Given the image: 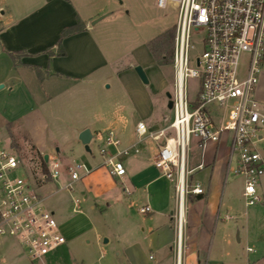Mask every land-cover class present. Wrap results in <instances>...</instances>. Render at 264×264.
Masks as SVG:
<instances>
[{
    "label": "crops",
    "instance_id": "0c3cea01",
    "mask_svg": "<svg viewBox=\"0 0 264 264\" xmlns=\"http://www.w3.org/2000/svg\"><path fill=\"white\" fill-rule=\"evenodd\" d=\"M102 14H105L102 19L92 23ZM108 16L112 18L111 23L118 28H128L129 31L134 28V24L129 19L130 10L122 3L118 4L110 0H0V58L5 61L7 68V73L0 78V81L4 83L3 87L7 85L9 92L14 94L12 100L6 99L4 103L0 104V111L6 119V126L12 139L23 136V140L28 139L43 157L45 154L50 157L51 151H55L57 154L54 156L57 157L60 156L61 147L56 146L54 142L62 141L68 137V134H62L52 128L47 116V109L51 105L55 103V108H59V110L63 108V111L73 116L76 135L89 127L90 120H86V114L91 113L96 116L95 119L101 117V112H99L101 105L97 106L95 103L90 107L86 104L85 96L78 94L84 92L83 90L87 91L88 88H93V85L106 83L123 70L117 66L119 54L115 53L117 45L112 39L114 36L110 41L102 31L106 25L105 22L98 24ZM120 20L123 21L121 25L116 22ZM79 21L83 24L84 29L65 36L62 40L64 54H58L57 43L63 29L75 25ZM138 35L133 33L131 36L130 53L134 55V59L128 67H125L129 71H134L131 72V75L139 84V76L134 68L140 65L146 73L145 28ZM48 48H52L53 54L50 55L47 51ZM19 51L24 54L15 59L11 57V52ZM256 96L264 104V62ZM144 98L141 97L138 101L141 116H146V99L144 100ZM105 121L107 123L102 127L100 133H107L109 129H114L122 141V147H130L131 152L121 156L132 155L129 167L126 168V174H129L127 176L128 183L135 191L144 188L148 192L149 196L145 205H150L152 208V211L147 212L149 215L158 211L159 215H163L167 219L158 223L159 220L153 215L146 218L147 225L142 227V232L148 238L149 246L154 247L160 253H165L167 249H170L173 253L172 264H177V230L174 216L177 199L175 190L173 191L174 198H172L168 184L170 180L163 176L154 164L157 147L154 149L146 147L142 150V147L138 146L137 140L133 138L137 123L144 122V120L139 119L133 127L118 115ZM22 125L25 127H21ZM148 127L150 130H158L164 126L154 122L150 123ZM25 128L27 132H25ZM261 135L260 147L263 151L264 129ZM197 142L201 151L196 157L190 153L189 167L194 169L191 177L195 181H197L194 179L196 172L208 171L205 179L207 184L198 181L206 188V193L190 195L189 200L192 203V208L190 207L188 214L185 205L181 260L185 264H223L225 261L223 244L226 232L225 230L220 233L215 232L221 210V197L218 196L217 187L235 166L233 165L234 158L230 156V136L225 140L221 138L218 142L211 141L209 150H205L206 143L202 146L199 140ZM224 142L229 146V154H222L218 157V149ZM89 152H91V148ZM102 163L103 160L96 163L95 168L84 178L86 190L83 193L85 198L88 197L89 192L97 195L104 190L112 189L117 183L116 178L118 177L112 176ZM199 164H203V168H197ZM45 185L40 188L41 194ZM50 192H54V189H51ZM258 192L263 198L264 204V175L259 179ZM43 197L47 198L44 195ZM172 200L176 206L173 210H171ZM52 211L56 216L55 210ZM227 216L226 219H228ZM77 219L74 217L66 219L70 223V229H65L60 225L61 230L65 232V237L72 233L73 221H77ZM64 232L62 233L64 234ZM246 232V235L250 236L248 227ZM239 233L241 235V231ZM253 239L257 242L260 241V237ZM261 243L264 248V241ZM214 244L216 245L214 246ZM66 245L65 243L55 252L41 259L55 262L67 252ZM137 250L140 251V248ZM253 250L255 252L254 248Z\"/></svg>",
    "mask_w": 264,
    "mask_h": 264
},
{
    "label": "built area",
    "instance_id": "2783aa9c",
    "mask_svg": "<svg viewBox=\"0 0 264 264\" xmlns=\"http://www.w3.org/2000/svg\"><path fill=\"white\" fill-rule=\"evenodd\" d=\"M169 1L157 0V4L166 7ZM173 1L178 6L171 94L173 119L158 130H150L139 121L136 133L137 143L145 136L157 143L154 164L174 183L177 264H185L181 260L185 223L181 210H185L191 194L206 193V188L191 177L193 137L204 146L207 141H220L223 133L229 132L230 156H236L232 172L244 178L246 203L261 200L256 187L264 175V154L258 147L264 129V104L257 99L256 90L264 62V0ZM199 30L204 33L205 49L201 56L192 58L191 35ZM243 56L246 57L242 59ZM190 77L200 79L194 99L189 98L186 86ZM121 144L115 130L109 129L100 152L104 157L102 165L112 176L126 174L121 156L128 154L130 147ZM45 162V166L42 161L29 166L13 147L0 142V239L6 235L18 237L32 258L45 257L66 243L58 219L45 207L40 191L47 182L58 179L61 161L48 157ZM197 168H203V164ZM90 172L84 163L69 165L71 181L66 186L71 187L74 180ZM139 210L147 213L152 208L145 205ZM248 250L254 251L250 247Z\"/></svg>",
    "mask_w": 264,
    "mask_h": 264
},
{
    "label": "rangeland",
    "instance_id": "374dc122",
    "mask_svg": "<svg viewBox=\"0 0 264 264\" xmlns=\"http://www.w3.org/2000/svg\"><path fill=\"white\" fill-rule=\"evenodd\" d=\"M110 1L122 3L130 10L129 19L134 24V28L130 31L127 30L128 28H118L111 23L112 18L110 16L98 23L105 22L106 25L102 31L110 41L113 39L117 45L115 51L119 54L117 66L123 70L120 74L111 77V80L106 83L93 85V88H88L87 91L83 90L84 92L78 94L85 96L88 106L95 103L97 106L101 105L100 118L95 119L96 116L91 113L85 115L86 120H90L87 128H90L94 134L90 143L91 152L87 151L85 146L83 147L84 144L82 145L79 134L76 135L73 116L63 111V108L61 110L55 108V103L47 109V116L52 128L62 134H68V137H63L62 141L65 140L64 142L61 140L54 142L56 146L61 147L60 156H57L61 161L60 176L55 181L47 183L42 190V194L47 196L44 200L45 207L55 210L58 222L63 228L70 229V223L66 220L68 217L78 218L77 221H73L72 233L66 236L67 252L53 263L41 258H32L18 237L6 235L0 239V264H172L173 262V253L170 249H167L165 253H160L154 247L149 246L148 238L142 232V227L147 225L146 218L153 215L159 220L158 223H162L166 218L159 215L158 211L152 212L150 215L140 212V207L147 203L149 195L144 188L137 191L132 188L127 181L129 174L116 178L117 183L112 189L104 190L97 195L89 192L87 198L84 197L83 193L86 190L84 184L86 175L74 180L71 187L66 186L67 182L71 181L68 173L69 165L84 163L92 170L96 163L104 159L100 148L104 146L107 133L100 132L108 121H105L106 119L118 115L132 127L139 119H143L147 127L154 122L165 126L173 119V110L168 107L169 98L167 95V93L172 94L174 91L175 71L173 63L158 65L148 47V41L162 33H173V45H175L178 19L177 4L173 0H170L166 7L159 6L157 0ZM116 22L121 25L123 21ZM141 25L146 30V75L149 82L144 84L138 77L139 85L131 75V72L134 71L127 70V67L134 59V55L130 53L131 36L133 33L136 36L141 34V30L144 29L141 28ZM203 34L202 30L192 32L191 45L193 47L190 52L192 58L201 56L205 49ZM245 57L243 56L242 59ZM0 59L1 78L7 73V68L5 61ZM0 84L4 83L0 81ZM109 84L110 87L107 86ZM186 86L189 98L194 99L199 92L200 79L196 77L187 78ZM9 91L7 85L0 88V104L4 103L6 99H13L14 94ZM141 97L146 99V116H141L138 106ZM21 127L25 126L22 125ZM24 130L27 132L26 128ZM229 136L230 133L225 132L222 138L225 140ZM133 138L138 139L135 131ZM23 139V136L18 137V139L11 138L6 126V119L0 111V142L10 146L12 140V147L27 165L32 166L33 162L42 160V155L36 151L28 139ZM197 140L193 137L191 142V153L195 157L201 151ZM211 143V141L206 142L205 150L210 149ZM138 146L142 147V150L146 147L154 149L157 147V143L145 136ZM258 147L263 153L264 150L262 151L260 147V141ZM54 154L57 153L51 151L50 157H56ZM222 154H229V146L225 145V142L221 143L217 156L220 157ZM131 156L124 155L121 157L126 168L129 167ZM235 164L236 156L233 159V165ZM48 167L51 169V164L48 163ZM83 172V170L79 171L80 174ZM207 174L208 171L196 172L194 179L206 185ZM168 184L172 198H174V183L169 181ZM217 188L218 196L221 197V210L215 232L220 233L222 230L226 232L225 243L223 244L225 250L223 264H264V248H262L263 243H261L264 241L263 198L261 197V200L255 204L248 205L243 195L244 178L242 175L233 174L232 171L227 178L222 179ZM256 188L258 191V184ZM51 189H54V192H50ZM76 200H78L77 206H75ZM174 204V200H172L171 210L176 208ZM191 204L190 200L186 202L187 214L190 207L192 208ZM227 215L231 218L226 219ZM167 217L169 220V213ZM247 227L250 236L246 235ZM239 231H241V235ZM257 237H260L258 242L253 239ZM248 246L254 248L255 252L248 250ZM138 248L140 251L137 250Z\"/></svg>",
    "mask_w": 264,
    "mask_h": 264
},
{
    "label": "trees",
    "instance_id": "16d2710c",
    "mask_svg": "<svg viewBox=\"0 0 264 264\" xmlns=\"http://www.w3.org/2000/svg\"><path fill=\"white\" fill-rule=\"evenodd\" d=\"M84 29L83 24L79 21L75 25L67 26L63 29L62 35L57 43L58 47V54H64V50L62 48V40L65 36L76 33L78 31H81ZM173 33H162L155 38L148 41V47L152 52V55L154 57L155 62L160 65H169L170 63H173V53H174V45H173ZM47 51L51 54H53L52 48H48ZM24 52H11L10 55L12 58H18L21 55H23ZM42 163L46 164L44 157L42 156Z\"/></svg>",
    "mask_w": 264,
    "mask_h": 264
},
{
    "label": "water",
    "instance_id": "95a60500",
    "mask_svg": "<svg viewBox=\"0 0 264 264\" xmlns=\"http://www.w3.org/2000/svg\"><path fill=\"white\" fill-rule=\"evenodd\" d=\"M104 16H105V14L99 16L92 23L97 22L98 20L102 19ZM134 69L137 72V74L140 77V79L142 80V82L144 84H148L149 80H148V77H147L144 69L142 68V66L137 65V66H135ZM1 87H3V84H0V88ZM167 95H168V98H169L168 107L172 108L171 93H167ZM79 139L82 142V144H84L86 150L90 151L89 143H90V141L92 139V132H91L90 128L83 129L80 132V134H79ZM44 159H45V161L48 160V155L47 154H45Z\"/></svg>",
    "mask_w": 264,
    "mask_h": 264
},
{
    "label": "bare ground",
    "instance_id": "6f19581e",
    "mask_svg": "<svg viewBox=\"0 0 264 264\" xmlns=\"http://www.w3.org/2000/svg\"><path fill=\"white\" fill-rule=\"evenodd\" d=\"M184 213H185V210H184V208L182 207V210H181L182 223L184 222Z\"/></svg>",
    "mask_w": 264,
    "mask_h": 264
}]
</instances>
